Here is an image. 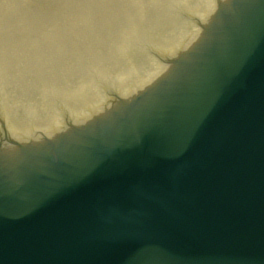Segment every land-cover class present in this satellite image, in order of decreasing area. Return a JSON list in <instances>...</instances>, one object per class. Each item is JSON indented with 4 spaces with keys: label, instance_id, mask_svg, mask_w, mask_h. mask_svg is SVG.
<instances>
[{
    "label": "water",
    "instance_id": "95a60500",
    "mask_svg": "<svg viewBox=\"0 0 264 264\" xmlns=\"http://www.w3.org/2000/svg\"><path fill=\"white\" fill-rule=\"evenodd\" d=\"M0 264H264V0H210L125 99L0 149Z\"/></svg>",
    "mask_w": 264,
    "mask_h": 264
},
{
    "label": "rangeland",
    "instance_id": "374dc122",
    "mask_svg": "<svg viewBox=\"0 0 264 264\" xmlns=\"http://www.w3.org/2000/svg\"><path fill=\"white\" fill-rule=\"evenodd\" d=\"M167 6L163 0H0V97L5 93L0 108L8 128L15 134L16 129L42 125L35 121L38 116H45V122L56 114L76 118L73 113L85 105L71 103L79 84L96 85L103 91L102 101L106 92L139 80L128 69H142L149 55L144 41L165 38L160 20H178ZM141 15L145 16L138 18ZM104 32L105 38H113L116 53L105 42ZM146 33L152 34L150 39L143 37ZM128 38H138L130 51ZM131 45L144 53L133 52ZM50 80L53 84L46 89L44 82L51 84ZM14 81L41 88L15 87L10 93ZM33 104L35 110L29 114Z\"/></svg>",
    "mask_w": 264,
    "mask_h": 264
},
{
    "label": "bare ground",
    "instance_id": "6f19581e",
    "mask_svg": "<svg viewBox=\"0 0 264 264\" xmlns=\"http://www.w3.org/2000/svg\"><path fill=\"white\" fill-rule=\"evenodd\" d=\"M163 1H166V4L168 5L165 8V10H168V9L175 10L174 15L176 18H178V20L176 19L175 22L167 21V20L159 21V24L161 26L159 27L161 28L160 30H165L164 31L165 38L162 40L151 39V41H144L147 43H145L143 49H145V51L149 55L145 54V60H144L145 63L143 64L142 69L140 70L134 69V68L128 69V71H130L133 75L132 78H138L139 80L131 82L130 84H128L125 88L121 90L118 89V91L120 92H126L128 90L137 89L141 84H143L147 79H149L160 68V67H157V64L160 62L159 58L161 57V54L162 53L165 54L166 52H168L169 54L173 53L186 40L193 26L195 25L196 21L199 19L200 15L202 14L203 10L205 9L206 5L208 4L210 0H185V4L181 3V1L183 0H163ZM194 3L198 4L195 8L193 7ZM176 12L178 15L176 14ZM180 15L184 18L182 17L180 18L179 17ZM144 16L145 15H141L138 18H143ZM129 27L132 28L133 25ZM150 36H152V34L146 33V36H143V37L150 39ZM137 39L138 38H128L126 40L128 51L131 50L130 44H136ZM131 47H132V51L137 52L140 56L144 53L143 51H141V47L140 49H138V47H133V45H131ZM130 78L131 77H129V79ZM79 85L80 87H78L77 90L74 91L77 93V96H75L76 101L71 102V103L74 105L76 104V102H79L81 105V103L84 102L85 105H83L82 107H79L78 111L76 113H73V116L76 117L75 119L86 117L92 110H96L95 113L100 111L97 109L100 108L103 104H105L109 96V94L106 92L105 93L106 97L104 98V100L100 101L103 95V91L99 89L98 87H96V85H91L89 83L79 84ZM34 110H35V105L34 104L32 106L29 105L27 112L31 114L32 112H34ZM35 121L45 123V116L44 117L38 116ZM61 121H62L61 118H58V119L53 118L52 120H50L52 125L51 123H47L46 124L47 127H44L43 130L45 132H48V131H51L52 128L62 126ZM36 126H41V125H35L23 131L21 128L16 129V131L14 130V133L19 136L32 135L35 133L36 129L34 127ZM15 127H18V126H15Z\"/></svg>",
    "mask_w": 264,
    "mask_h": 264
}]
</instances>
